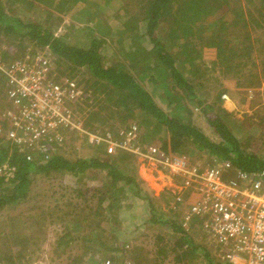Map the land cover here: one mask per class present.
<instances>
[{"label":"trees","instance_id":"trees-1","mask_svg":"<svg viewBox=\"0 0 264 264\" xmlns=\"http://www.w3.org/2000/svg\"><path fill=\"white\" fill-rule=\"evenodd\" d=\"M135 3L136 0H124L123 4H117L119 10L109 14V20L104 23L101 12L107 14L108 10L105 12L102 6L104 10L100 11V3L94 0H0V37L4 38H0V46H6L5 50L0 48L1 60L8 63L21 57L19 53L27 49V45L22 43L25 39L34 48L47 47L57 58V64L63 63L65 66L58 69L59 76L76 78L84 90L92 93L97 103L98 100L102 102L99 108L105 104L103 100H106L114 108L121 109L122 106L129 116L135 111L139 112L137 116L144 118L154 129L168 133L169 141H162L159 148L161 151L187 156L198 152L209 157V161L204 160V165L212 164L211 158H218L229 162L234 172H264V156L246 150L234 132L236 120L222 107V95L229 90L224 87L225 83L243 80L252 85V80L256 79V84H264V24H261L264 23V0H139L140 10H136ZM107 8L110 9V6ZM75 9L77 12L72 13L71 19L80 25L76 26L77 23L72 22L64 25L61 30L59 25L64 23L62 15L74 12ZM26 11H31L34 17L45 16L39 21L38 18L29 20L24 18V13L29 15ZM81 12L85 15L82 20L78 18ZM114 20L117 24L121 23L126 30L124 34L130 36L127 40L130 51L122 55L110 46L115 34L111 33L109 24ZM252 22L256 23L254 28L261 31L260 38H254L251 32L244 36V31L240 33V30H236L238 27L243 30ZM97 33H103L104 36H98ZM17 40L21 41L18 43ZM122 40L120 44L126 41ZM147 41L151 47L144 50L142 44L146 45ZM256 50L257 54L260 52L259 73L256 70L260 64L254 59ZM144 54L146 58L143 56L141 62L145 67L139 76L145 79L143 85L131 70L139 69L135 63H139V57ZM203 60L218 67L220 77L226 81H219L220 77H215L216 74L212 80H203L202 83L208 86V92L202 101L200 95H196L198 86H195L198 84L196 78L201 73L199 68ZM244 70H250V73H243ZM1 76L0 81L4 79ZM155 83H158V87L166 84L163 88L159 87L169 100L166 103L160 99L162 94L158 92ZM144 86L149 87V92ZM211 93L213 96L209 97ZM99 96L103 98L99 99ZM210 98L211 102L207 103ZM186 100L197 102L196 105L201 109L200 116L213 132V137L207 136L192 122L193 112L185 104ZM89 120L90 126L96 121L101 125L109 122L96 112L91 114ZM145 144L142 140V145ZM10 148H0V167L7 163L14 169L11 177L0 174V208L7 204L23 206L32 192V178L52 173H100L102 193L98 191L94 195L99 209L108 205V202L118 203L119 195L131 193L137 187L135 179L119 169L116 160H103L94 156L73 163L55 156L41 163L29 160ZM121 156L125 157L123 161L129 158L119 154V159ZM234 172L229 173V176H233ZM121 183L123 186L117 187ZM132 193L139 195V192ZM150 207L155 211L152 204ZM171 209V218L170 215L161 214L154 221L167 226L178 240L173 248L174 253L180 254L177 255V262L197 257L203 258L204 264H228L214 261L208 246L194 245L191 232H186L183 225L174 218L176 213L180 215V209ZM182 213L184 218L187 208ZM34 219L36 222L44 221L43 217L34 216ZM42 226L43 230L44 224ZM120 236L114 242L116 246L123 242H120L123 240ZM3 241L5 247L0 246V264H10L14 257L13 245L17 244L12 242L7 247L8 238L4 237ZM62 241L63 238L58 244ZM116 246L110 251L116 250Z\"/></svg>","mask_w":264,"mask_h":264},{"label":"rangeland","instance_id":"rangeland-1","mask_svg":"<svg viewBox=\"0 0 264 264\" xmlns=\"http://www.w3.org/2000/svg\"><path fill=\"white\" fill-rule=\"evenodd\" d=\"M94 1L100 3V11L104 10L103 8H105V12L108 10L107 14L101 12V18L105 23L109 20V14H114L119 10L117 4H123L124 0ZM102 6L103 8H101ZM108 6H110V9L107 8ZM135 6L136 10H140L139 0H136ZM26 12L29 15L24 13V18H29V20L38 18L39 21L45 16L34 17L31 11ZM75 12H77L76 9L74 12L70 11L68 14L62 15L64 23L59 25L61 30L64 25L72 24L71 16ZM81 14L83 15V12L78 14V18L82 20L85 15L82 16ZM255 19L257 18L255 17ZM257 22L259 23V21ZM73 23H77L76 26L80 25L78 22ZM261 24L263 25L264 23L261 22ZM109 25L111 33L115 34L110 46L119 55L130 51L127 41L130 36L127 33V36H124L126 35L124 34L126 30L122 28L121 23L117 24L114 20V22L110 21ZM109 25L107 26L109 27ZM255 25L256 23L252 22L243 30L239 27L236 30H240V33L244 31V36L247 32H251L254 38H260L261 31L254 28ZM97 35L104 36L103 33L102 35L97 33ZM121 39H123L122 42L126 41L120 44L119 41ZM20 41L17 40L18 43ZM22 43L27 45V49L21 54L19 53L21 57L30 55V53L37 50H49L47 47L42 49L34 48L28 39L23 40ZM142 46L144 50H149L151 47L148 41L146 45L143 43ZM255 47H258V45ZM0 48L5 50L6 46L1 45ZM257 51L254 52V59L256 63L260 64L256 70L259 73L261 71V60L260 52L257 54ZM143 56L146 58L145 54L141 55L138 59L139 63H135L137 64L135 67L139 69L131 71L144 85L143 80L145 79L139 78L141 73H143L142 69L145 67L141 62ZM203 62L206 65L200 64L199 70L201 73L197 75L196 82L198 84L195 86H198L196 95H200L199 99L202 101L206 99V93L208 92V86L202 81L206 79L212 80L211 78L214 77V74H216L215 77H220L218 67L212 66L208 61L203 60ZM56 67L63 68L65 66L63 63H56ZM214 69L215 72H213ZM256 72L254 76H256ZM243 73L249 74L250 70H244ZM71 79L75 83L78 82L76 78L67 77V80ZM218 80L222 81L224 79L220 77ZM168 81L171 80L168 79ZM256 81V79L252 80V85L243 80L225 85L224 87H228L227 89H229L230 93L227 94L225 91L222 95V107L232 115V119L236 120L234 132L244 144L246 150L264 156V84H256ZM157 84L155 83L156 88L162 94L160 99H162L163 103H166L169 100L166 98L165 92L160 89L166 84L160 85V88ZM200 84L202 85L199 86ZM82 87L84 86L82 85ZM144 87L149 92V87ZM224 87L220 88L224 89ZM217 89L219 90L218 87ZM8 91L4 78L0 81V148L7 149V146H11L10 150L14 148L15 151L20 152L24 156H30L31 153L36 155L37 162L41 163L50 161L55 156L73 163L78 159H89L94 156L103 160H116L114 162L119 165V169L124 170V173L128 176L133 177L138 187L131 193L126 192L119 195L120 200L118 203L112 202V204H109L108 202V205H103L99 209L98 201L94 195L98 191L101 192L100 173L87 171L79 175H73L62 172L33 177L30 184L32 192L27 202L22 204L23 206L18 207L15 204H7L0 208V246L5 247L2 245L4 237L9 240L6 244L7 247L12 242L17 244L16 246L13 245L14 257L10 264H204V262L202 263L203 258L197 257H188L183 262H177V255L180 254L178 252L174 253L173 248L178 240L175 239L176 237L167 226L154 221L155 217L160 218L161 214L170 215L171 218L173 215L169 211L172 210V207L149 195L150 187L148 185L150 181L148 178L157 182L156 177H160L158 181L167 184V188L172 189L175 180L168 174L169 170L163 172V177L158 176L154 174L155 165L146 163L141 160L142 158L129 153H127L129 158L123 161L125 157L121 156V159H119V154L126 155L123 153L125 150L117 149L116 153L109 154L105 143L98 144L94 139L95 135L98 137H104L105 135L114 138L116 133L113 135V132H115L113 128H118L117 131H119L123 129L131 130L136 127L139 132L136 143L143 146L142 140H144L146 142L144 147H148L149 150L150 147L160 148L162 141H169L168 133L154 129L153 125L145 122L144 118L141 119L140 116H137L139 112L135 111L129 116L122 106L121 109L114 108L112 103L106 102V100H103L105 104L99 108L102 102L97 99V103L92 96L93 100L89 102L87 109L90 108L96 114L100 113V117L108 119L109 122L101 125L99 121H96L91 125L93 126L91 129L89 125V122H91L89 120L90 116L80 119L87 110L81 112L83 115L79 114V111L71 112L69 118L73 121L71 123L73 126L57 128L54 133L52 131L48 132L43 145L44 148L41 149L40 154L36 152L38 150L36 147L29 148L25 145H17L8 134L12 130L11 114L15 112V107L12 100L9 99ZM211 96H213V93L209 97ZM101 98L103 97L99 96V99ZM208 102H211V98L207 100ZM196 103L189 100L185 101V104L193 112L191 116L192 122L207 136L213 137V132L200 116L201 109L198 108ZM112 112H115L116 115ZM111 117L114 118L112 119ZM91 140H94L95 143H92ZM97 146H100V149L97 150ZM121 151L122 153H120ZM179 156L185 157L187 164L191 167L206 168L211 166V164L204 165L206 163L204 160L209 161L207 160L209 157L202 153L196 152L194 155L191 154V156ZM210 161L213 162L212 158ZM3 167H0V174L6 175ZM102 176H104V172ZM120 186H123V183L117 185V187ZM151 188L153 189V187ZM132 192H139V195H135ZM151 204L155 211L150 207ZM34 216L43 217L44 221L36 222ZM81 220L83 221L81 222ZM46 221L48 222L47 226ZM43 224L44 229L42 230ZM184 230L186 231V229ZM39 231H42V233H38ZM120 234L122 235L120 236ZM119 236L120 239L123 238L120 242H123L116 246L114 242ZM62 238L63 241L59 245L58 243ZM113 246H116L117 249L110 251ZM86 249H89V251L86 252ZM210 252L214 256V252L211 249ZM78 260L79 262H77ZM221 260L223 263L224 260Z\"/></svg>","mask_w":264,"mask_h":264},{"label":"built area","instance_id":"built-area-1","mask_svg":"<svg viewBox=\"0 0 264 264\" xmlns=\"http://www.w3.org/2000/svg\"><path fill=\"white\" fill-rule=\"evenodd\" d=\"M56 60L47 49L8 63H3L0 57V73L15 107L8 134L17 145L36 147L40 154L48 132L73 126L65 102H77L84 94L79 82L59 76ZM138 136L134 127L120 132V141L105 135H95L94 139L98 144L105 143L109 154L123 149L155 165L154 174L158 176L169 170L175 180L173 188L188 190L195 196L187 205L184 220L203 221V230L219 248L223 263L264 264V172H234L229 162L218 158H212L209 167H191L183 156L140 146L136 143ZM25 157L37 161V156L31 153ZM3 166L5 176L11 177L14 169L7 163ZM231 172L233 176H229ZM156 178L157 183H163L158 181L160 177ZM183 227L189 231L188 223Z\"/></svg>","mask_w":264,"mask_h":264},{"label":"crops","instance_id":"crops-1","mask_svg":"<svg viewBox=\"0 0 264 264\" xmlns=\"http://www.w3.org/2000/svg\"><path fill=\"white\" fill-rule=\"evenodd\" d=\"M58 69L59 68H57V72H58ZM83 91H84V94L79 101L70 102L67 100L65 102L67 111H70V112L79 111V114L81 115L84 114V116H81L80 119H84L89 116L91 117V114L93 113L90 110V108L87 109L89 102L93 100L92 93L86 90H83ZM228 93H230L229 90H227V94ZM84 110H87V111L82 114L81 112H83ZM113 130L115 131L113 132V135L114 133H116V135H114V138H111V139L115 141H120L122 140V138L120 137V132L123 130H127V129L117 131L118 128H113ZM123 153L128 155L127 152L125 151ZM148 180L150 181V184L148 186L150 188L153 187V189L149 188V191H148L149 195L151 197L152 196L155 197L156 200L160 199L161 201L165 202L166 205H169L172 208L180 209V212L179 210H177L180 213V215L176 213V217L174 218H176L177 221H179L178 223L181 225L188 223V228H189V231L191 232V239L193 240V244L196 246H203V247L208 246L209 251L211 249L214 252V260L216 259V261L221 262L222 258L219 254L220 250L217 246H216L217 249L214 248L215 243L207 236L206 232L203 230V221L201 219H194L191 222H189L187 220H184L185 217L182 218L183 217L182 210L186 209L187 205H190V203L194 201L195 196H193L188 190L181 191L180 189H176L175 187L170 189V188H167V186H165L164 183L154 182L151 178H148ZM179 198H180V201L178 200ZM211 255L213 256L212 252H211Z\"/></svg>","mask_w":264,"mask_h":264}]
</instances>
